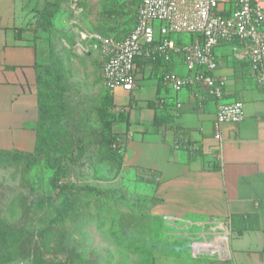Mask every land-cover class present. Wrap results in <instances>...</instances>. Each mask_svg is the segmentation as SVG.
<instances>
[{
    "label": "rangeland",
    "instance_id": "rangeland-1",
    "mask_svg": "<svg viewBox=\"0 0 264 264\" xmlns=\"http://www.w3.org/2000/svg\"><path fill=\"white\" fill-rule=\"evenodd\" d=\"M57 1L65 23L39 32L44 57L34 82L36 142L21 156L0 159V264H158L162 255L191 254L197 226L171 224L164 215L161 223L152 213L155 182L124 165V111L102 83L100 54L89 52L82 37L94 31L121 40L139 0ZM197 37L168 35L179 45ZM47 157L62 169L61 181L100 193L54 189Z\"/></svg>",
    "mask_w": 264,
    "mask_h": 264
},
{
    "label": "crops",
    "instance_id": "crops-1",
    "mask_svg": "<svg viewBox=\"0 0 264 264\" xmlns=\"http://www.w3.org/2000/svg\"><path fill=\"white\" fill-rule=\"evenodd\" d=\"M49 1L0 0L2 151L30 150L35 144L34 82L44 57L43 40L35 28L39 10ZM64 16L60 11L52 22L64 24ZM229 48L228 44L216 47L220 64L215 74L225 78L224 100L242 102L244 118L220 123L218 137L216 101L205 99L199 104L193 89L173 92L161 83L166 71L188 74L181 56L168 63L136 60V86L111 93L125 115L124 165L138 175L147 170L155 175L153 195L159 201L152 213L231 220L229 261L220 263L211 255L195 259L188 251L162 255L158 264H264V80L258 83L250 66L232 57ZM160 98L165 102L157 116L155 102ZM179 133L187 142L175 148Z\"/></svg>",
    "mask_w": 264,
    "mask_h": 264
},
{
    "label": "built area",
    "instance_id": "built-area-1",
    "mask_svg": "<svg viewBox=\"0 0 264 264\" xmlns=\"http://www.w3.org/2000/svg\"><path fill=\"white\" fill-rule=\"evenodd\" d=\"M155 20L161 23L157 29L151 23ZM171 32L196 33L198 37L188 45H179L168 38ZM82 37L89 40V52L100 54L102 83L110 93L131 91L136 86L137 58L168 63L173 56H181L188 74L166 71L161 83L173 92L193 89L199 104L205 99L216 101L215 132L222 122L238 123L244 118L241 101L223 98L226 82L215 74L220 64L216 47L228 44L236 59L249 62L256 81L264 80V0H140L136 23L121 40L94 31H85ZM164 102L160 98L156 106L162 107ZM175 106L179 108L180 103ZM186 142L179 133L174 146ZM166 218L171 224L181 221L197 226L200 238L191 241V257L211 255L220 263L231 259L230 217L204 216L195 222L179 216Z\"/></svg>",
    "mask_w": 264,
    "mask_h": 264
},
{
    "label": "trees",
    "instance_id": "trees-1",
    "mask_svg": "<svg viewBox=\"0 0 264 264\" xmlns=\"http://www.w3.org/2000/svg\"><path fill=\"white\" fill-rule=\"evenodd\" d=\"M139 2H140V0L138 1V4H139ZM59 8H60V5H59V2L57 0H54L53 2H50V1L46 2L44 4V6L39 10V17H38V20L36 21L35 31L46 32V33L50 32L53 29L52 20L55 17V15L59 12ZM135 23H136V17H135V21H134L133 26L135 25ZM133 26H132V28H133ZM132 28L130 29V31L132 30ZM47 41L49 43V40H47ZM136 60H140L141 62L145 61V62H152V63L160 61V60L151 61V60L138 59V58ZM239 61L249 65V62L247 60H239ZM40 68H41V63H39L38 66H37L36 78L38 77ZM112 101H113V97H112ZM157 101H158V99L156 100V102ZM156 102H155V104H156ZM155 108H156L155 110L158 113L157 116H159V114H160L159 111L162 110L163 105H162L161 108L160 107H155ZM35 142H36V135H35ZM21 155H23V151H19V150L2 151V150H0V159L1 160L2 159L5 160V159H8V158H16V157L21 156ZM57 161H59V160H57ZM46 163H47V166L55 168V170L53 172V175H52V177L50 179V184H51V186L54 189H58L61 192L69 191V192H72V193H80L82 191L100 193V190L97 189L96 187L75 186V185H73L71 183H68L66 180L61 181L60 179L63 176V171L60 168V166L56 165V160L52 161V159L50 157H47L46 158ZM144 174L149 178V180H151V181L153 180L155 182V184H156L157 181L155 180V175H154V173L152 171L147 170ZM158 201H159V199L154 196L153 197L152 207L156 203H158ZM160 221H161V223H164V221L161 218H160Z\"/></svg>",
    "mask_w": 264,
    "mask_h": 264
}]
</instances>
